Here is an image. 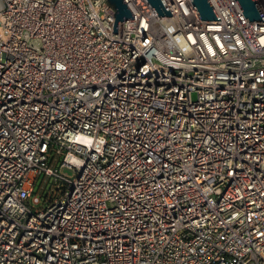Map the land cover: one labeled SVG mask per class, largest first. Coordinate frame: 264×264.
Listing matches in <instances>:
<instances>
[{
	"label": "built area",
	"instance_id": "1",
	"mask_svg": "<svg viewBox=\"0 0 264 264\" xmlns=\"http://www.w3.org/2000/svg\"><path fill=\"white\" fill-rule=\"evenodd\" d=\"M209 1L0 0V264H264V21Z\"/></svg>",
	"mask_w": 264,
	"mask_h": 264
},
{
	"label": "water",
	"instance_id": "2",
	"mask_svg": "<svg viewBox=\"0 0 264 264\" xmlns=\"http://www.w3.org/2000/svg\"><path fill=\"white\" fill-rule=\"evenodd\" d=\"M154 10L160 16H171L164 0H148ZM201 20H220L209 0H190ZM243 15L249 21H264L255 0H236ZM106 3L114 10L115 17L112 33H117V22L133 19V14L124 0H106Z\"/></svg>",
	"mask_w": 264,
	"mask_h": 264
},
{
	"label": "rangeland",
	"instance_id": "3",
	"mask_svg": "<svg viewBox=\"0 0 264 264\" xmlns=\"http://www.w3.org/2000/svg\"><path fill=\"white\" fill-rule=\"evenodd\" d=\"M41 186H42V180H41V178H39V180H38V182H37V184H36V191L39 190V189L41 188ZM48 187H49V183L47 184L45 190H47ZM45 193H46V192H44L43 197H44Z\"/></svg>",
	"mask_w": 264,
	"mask_h": 264
}]
</instances>
